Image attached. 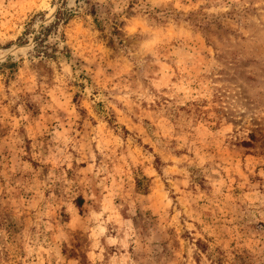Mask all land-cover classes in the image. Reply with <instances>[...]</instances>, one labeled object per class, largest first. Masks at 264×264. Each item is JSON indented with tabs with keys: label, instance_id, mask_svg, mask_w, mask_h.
I'll list each match as a JSON object with an SVG mask.
<instances>
[{
	"label": "rangeland",
	"instance_id": "rangeland-1",
	"mask_svg": "<svg viewBox=\"0 0 264 264\" xmlns=\"http://www.w3.org/2000/svg\"><path fill=\"white\" fill-rule=\"evenodd\" d=\"M0 264H264V0H0Z\"/></svg>",
	"mask_w": 264,
	"mask_h": 264
},
{
	"label": "trees",
	"instance_id": "trees-1",
	"mask_svg": "<svg viewBox=\"0 0 264 264\" xmlns=\"http://www.w3.org/2000/svg\"><path fill=\"white\" fill-rule=\"evenodd\" d=\"M251 139H254V136L253 135L251 136ZM79 206H80V204H79Z\"/></svg>",
	"mask_w": 264,
	"mask_h": 264
}]
</instances>
